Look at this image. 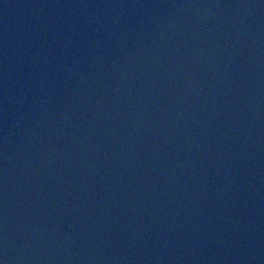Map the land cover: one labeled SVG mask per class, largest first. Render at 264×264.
<instances>
[{"label": "water", "instance_id": "obj_1", "mask_svg": "<svg viewBox=\"0 0 264 264\" xmlns=\"http://www.w3.org/2000/svg\"><path fill=\"white\" fill-rule=\"evenodd\" d=\"M0 264H264V0H0Z\"/></svg>", "mask_w": 264, "mask_h": 264}]
</instances>
